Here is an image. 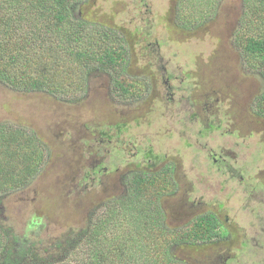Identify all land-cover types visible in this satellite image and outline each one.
Instances as JSON below:
<instances>
[{"label": "rangeland", "instance_id": "1", "mask_svg": "<svg viewBox=\"0 0 264 264\" xmlns=\"http://www.w3.org/2000/svg\"><path fill=\"white\" fill-rule=\"evenodd\" d=\"M73 6L81 25L47 28L52 20L44 13L30 21L35 35L25 38L33 40L16 50L0 45L1 57L14 55L3 60L8 77L0 80V157L17 158L14 182L0 185V254L14 238L15 251H28L22 264H264V57L245 50L248 37L264 36V0ZM63 29L79 31L72 45L89 58L71 57ZM44 65L54 76L51 88L46 80L41 90L30 89L27 75ZM115 80L128 91L120 93ZM61 121H78L77 134ZM91 122L101 131L111 125V141L95 143L111 182L106 191L91 186L84 163L86 170L73 165L89 158ZM117 123L125 133L114 135ZM200 127L196 141L190 133ZM14 131L23 134L7 153L4 137ZM148 143L155 152L180 153L164 160L177 159L176 193L155 202L131 197ZM186 196L197 213L215 214V237L190 244L164 234L186 222L171 218ZM151 226L163 234L152 236Z\"/></svg>", "mask_w": 264, "mask_h": 264}, {"label": "trees", "instance_id": "2", "mask_svg": "<svg viewBox=\"0 0 264 264\" xmlns=\"http://www.w3.org/2000/svg\"><path fill=\"white\" fill-rule=\"evenodd\" d=\"M78 2L79 0H0V45L3 44L5 48H8V45H11V47L14 46L12 49L16 50V48L20 49L22 47L24 41L29 42L33 40L32 36L35 35V31H30V21L37 18L38 16H40L42 19H45L44 13H47L48 18L52 20V23L49 26L47 25V28L55 26L58 28L59 25H63V23L69 25L75 24L76 26L81 25L83 22H79L80 18L74 14L76 10L74 9L73 4H77ZM75 19H78V21L75 22ZM27 20L29 23L24 24V21ZM78 32V30L63 29V34L65 37L63 43L66 44L65 47L72 58L86 60L89 57L84 54V50L77 49L72 45L74 40L72 36L76 35ZM27 33H30L32 36L25 38ZM245 50L249 54L258 53L264 57V36L248 37L245 40ZM45 53L46 54L44 57L49 58L47 50H45ZM13 56L14 55H11L10 57L0 56V80H5L8 77L3 66V60L7 58L12 60ZM109 61L113 63L116 60L110 57ZM51 63L55 65L60 64L58 59H52ZM85 65L87 66V64ZM50 70V68L44 65L38 75H27L25 84L29 85V88L32 90H41V88L44 87L45 81L48 80L46 87L50 89L54 76L48 77L44 73H50ZM54 72L57 73V71ZM116 82L119 84L120 89H124L118 80H116ZM20 134L22 135L23 133L21 131H19V133L14 131L13 133L9 132L5 135L4 140L8 142L5 149L6 152L8 149L12 148L9 142L11 141L14 143L16 140H18L17 138L20 136ZM0 137H3V133L0 134ZM34 138L35 137L31 135L30 138H24L25 141L23 146H28V142H32ZM0 158L2 159V157ZM12 158L14 159V162H17L16 157H3L2 160L6 159L7 161H0V179H3L0 184L1 186L4 183H8V185H10L11 182H14V177L11 175V167H13V162L11 161ZM4 162H6V164H4ZM24 169L26 170V168ZM26 171L29 174L33 172L31 168H28ZM131 182L133 183V193L131 197L134 200L145 196L149 199L147 202H155L158 200L161 194L167 193L171 190L169 178L160 175L153 178L148 177V179L141 177L140 175L138 177L134 176ZM126 206V209H130L131 207V205ZM212 217V215L200 216L188 222L180 229H174L170 232H163L164 234H167V236L169 235V237H172V241L174 242L184 240L185 242L194 244L197 241L210 240L217 235L215 226H219V224H214L216 221ZM150 229L152 236H156L158 233L163 234L158 228L151 226ZM223 232L224 231H222V233L219 232L221 233V236H224ZM9 235L12 236V233ZM93 235L95 234L92 233V237ZM17 243L18 240H14L13 238L6 252L0 254V264H22V256H25L28 251L26 249V251L23 249L21 251L19 249L15 251L16 247L14 245ZM2 244L3 239L0 234V250ZM162 245L164 253L167 255L168 246L166 242H162ZM102 255V253L94 255V259H102ZM112 255L113 254H110L109 256ZM156 258L159 259V257Z\"/></svg>", "mask_w": 264, "mask_h": 264}, {"label": "flooded vegetation", "instance_id": "3", "mask_svg": "<svg viewBox=\"0 0 264 264\" xmlns=\"http://www.w3.org/2000/svg\"><path fill=\"white\" fill-rule=\"evenodd\" d=\"M116 84H117V86H116ZM114 86L120 93H123L124 91H128L125 88L120 89V86L116 82V80L114 81ZM170 98L172 99V97H170ZM179 102H180V100L177 102V104H179ZM45 118L47 120L48 116L46 115ZM59 125L64 127L63 130L69 129L74 134H77V132L79 131L78 127H77L78 121H72V122H68V123L61 121L59 123ZM113 126L116 128L114 135H117V133H121L122 131L125 133V131H126V127H125L124 123L123 124L117 123V124H114ZM200 126H201V123H200ZM110 127H111V125L110 126L108 125V127L106 129H104V131H101L102 130L101 127H99L98 125H94V123L91 122L90 127H89L90 132L88 133V141L85 142L86 144L88 142H92L91 144L88 145L89 158L86 161V159H84L83 157H81L79 160H77V157H76L74 159V163H73V165H77L78 169H82L83 163H84L87 167L88 173L92 172V174L94 175L93 177H91L89 179L91 186L93 187L94 185H98V186L103 185L104 191H106L111 186V182L109 181V179L106 176V167H102L100 165L102 159L98 160L96 158V157H105V156L99 155V149L97 147H95V143L98 142L99 144H101L104 142V139H106V142L111 141L113 136L111 134H109L108 130H107ZM73 133H69L70 134L69 137H74ZM190 135L195 136L196 141H199L198 138L203 135L201 127L197 131L190 133ZM79 136H81V135H78L77 138H79ZM85 137H87V136H85ZM184 145L186 147H190L193 144L188 142V143H185ZM80 148L81 147L79 146L78 149H80ZM104 151L109 152V150H107L106 148H104ZM140 151L142 154L140 155L141 160H140V162L138 161V165L143 166L144 169H138L139 166L137 165L138 171H136L132 174V179L134 176L138 177L139 175L141 177L146 178V179H148V177L153 178V177H157L159 175L163 176V177H168L170 180V183H171V187H170L171 190L167 193L161 194L159 196L158 200H160V197L163 198L166 196H171V194L174 195L176 193V186H177V183H176L177 182L176 181V164H177L176 161H177V159H169L166 162H164V160L166 157H180V153H176V154H173L170 156L167 154L159 153L158 151L155 152L152 144H149V143L145 147V149L140 150ZM220 151L222 153H224L225 150H224V148H220ZM75 156H76V154H75ZM227 156L228 155H225V157H227ZM216 157H221V156L218 155ZM159 163H162V164H160V166H156ZM86 167H84L83 170H86ZM88 173H87V175L86 174L85 175L88 176ZM97 173H99L98 176H96ZM103 177H105V181H102ZM185 177H186L185 174H183L182 178L185 179ZM73 178L74 177H72V179ZM84 178H85V176L81 180H84ZM183 200H184V202H183ZM183 200H182V202H178V201L175 202L174 209L172 208L173 214H171V218L173 217V219L176 218L180 221H186L183 224V226L185 224H187L188 222L194 220L195 218L200 217V216H205V215H212L213 216L212 218H214L215 221L218 222L215 214H213V213H209V212L203 213V214L197 213L198 209L193 207L195 204L193 203V201L188 200L187 196L183 197Z\"/></svg>", "mask_w": 264, "mask_h": 264}]
</instances>
